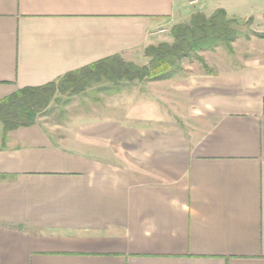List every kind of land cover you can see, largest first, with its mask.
I'll use <instances>...</instances> for the list:
<instances>
[{
  "label": "crops",
  "instance_id": "1",
  "mask_svg": "<svg viewBox=\"0 0 264 264\" xmlns=\"http://www.w3.org/2000/svg\"><path fill=\"white\" fill-rule=\"evenodd\" d=\"M218 10L264 29V0H0V101L117 56L148 65ZM238 58L125 111L114 95L0 134V264H264V47Z\"/></svg>",
  "mask_w": 264,
  "mask_h": 264
},
{
  "label": "trees",
  "instance_id": "2",
  "mask_svg": "<svg viewBox=\"0 0 264 264\" xmlns=\"http://www.w3.org/2000/svg\"><path fill=\"white\" fill-rule=\"evenodd\" d=\"M241 27V21L228 17L225 10H218L211 16L197 12L189 22L172 28L173 43H162L146 49L145 54L150 59L148 65L139 66L117 56L66 75L58 86L61 92L71 90L81 93L103 80L115 84L146 79L170 80L176 76L180 62L195 53L213 51L219 47L233 53V44L241 36ZM256 36L264 39V34ZM56 88V82L38 88H24L0 101L2 134L6 136L20 127L34 125Z\"/></svg>",
  "mask_w": 264,
  "mask_h": 264
},
{
  "label": "rangeland",
  "instance_id": "3",
  "mask_svg": "<svg viewBox=\"0 0 264 264\" xmlns=\"http://www.w3.org/2000/svg\"><path fill=\"white\" fill-rule=\"evenodd\" d=\"M250 25L251 24H243L239 29L241 36L233 44V53L229 52V50L225 47H219L213 51L209 50L195 53L191 58L183 59L180 62V68L176 76L170 80H172L174 84H181L190 76V74L211 73L217 69L224 68L225 66L229 67L231 65L229 63H236L237 59H239V56L241 57L247 55L248 53H255V51H258L260 48L264 47V42L260 41V39L255 36L259 31L264 32V29H256ZM172 28L166 33L172 34ZM200 59H202L203 62H201ZM164 81L167 82L169 80ZM59 82L60 81L57 82V88L53 92L48 106L39 115V117L44 119L43 121H48L52 126H57L59 123L62 124L70 120L72 121L77 116H93L95 114L94 111L101 110L100 107L103 105H108V98L114 95H116V98L118 97V100L114 101V104H120V110L125 111V99L129 93H131V91H134L135 89H141L148 83H153V85L158 87L157 85L161 84H157V82L162 81H152L146 79L132 82L123 81L119 84H115L103 80L100 83L93 84L90 88L81 93H75L71 90L61 92L58 86ZM146 93L148 92L146 91ZM155 93L160 96L159 98H155V100L160 101L161 104L165 105L166 111L170 110L172 113L175 111L173 102L181 101V98H178L181 92L178 90L172 91V89H169L166 91L165 89V91ZM162 93L166 94L162 96ZM179 107L177 106V108ZM0 134H2V126H0Z\"/></svg>",
  "mask_w": 264,
  "mask_h": 264
}]
</instances>
